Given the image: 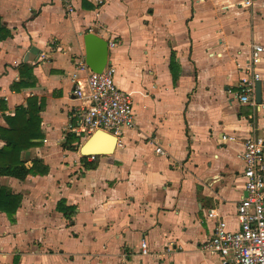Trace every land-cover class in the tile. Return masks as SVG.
I'll use <instances>...</instances> for the list:
<instances>
[{
    "label": "crops",
    "instance_id": "crops-1",
    "mask_svg": "<svg viewBox=\"0 0 264 264\" xmlns=\"http://www.w3.org/2000/svg\"><path fill=\"white\" fill-rule=\"evenodd\" d=\"M240 1L69 0V10L63 0H0L11 30L0 42V124L38 97L44 136L25 158L48 166L0 176L23 196L14 221L0 211V264H221L203 248L215 224L207 211L239 228L244 139L264 137V51L261 104L235 94L252 43L264 46V0ZM80 55L96 69L113 61L137 123L94 167L80 151L88 137L70 127L82 103L70 78ZM23 63L34 84L16 90Z\"/></svg>",
    "mask_w": 264,
    "mask_h": 264
},
{
    "label": "built area",
    "instance_id": "built-area-1",
    "mask_svg": "<svg viewBox=\"0 0 264 264\" xmlns=\"http://www.w3.org/2000/svg\"><path fill=\"white\" fill-rule=\"evenodd\" d=\"M71 9L69 0H63ZM251 0H241L242 6L251 4ZM117 45L114 38H108V50ZM264 46L254 42L248 61L240 66V76L236 96L240 102L257 105L256 83L261 80L257 69L261 61ZM77 72L70 75L73 94L82 100L75 111V123L70 127L84 138L96 129H103L117 137L116 146L123 145L122 135L127 129L137 127L133 110V96L122 89L115 81L116 66L107 56L101 69L91 66L85 55L76 60ZM83 71L80 75L78 72ZM233 135H223V139L233 140ZM159 154L165 153L161 146L156 148ZM95 154H89L91 160ZM244 161L245 194L237 204L239 228L230 230L226 221L215 208L207 211V216L215 218L213 234L203 243V248L219 254L221 264H264V137L250 134L244 139L241 152ZM140 253H149L146 239L140 243ZM129 264V263H128Z\"/></svg>",
    "mask_w": 264,
    "mask_h": 264
},
{
    "label": "trees",
    "instance_id": "trees-1",
    "mask_svg": "<svg viewBox=\"0 0 264 264\" xmlns=\"http://www.w3.org/2000/svg\"><path fill=\"white\" fill-rule=\"evenodd\" d=\"M11 36V30L0 19V42ZM176 57L174 53L170 59V70L173 79L177 78L175 72ZM32 66L23 63L20 68V79L13 82L12 87L20 90L34 84ZM42 104L38 97L30 96L25 105H18L14 113L5 114L6 125L0 124V176L8 175L24 179L28 174H44L48 166L34 158L31 166H27L28 159L25 153L40 143L44 133L41 129L40 109ZM88 162L90 167L96 166V159ZM22 194L14 192L7 185H0V211L5 212L11 221L15 220V213L22 202ZM62 209V203L58 204ZM65 209V207H64Z\"/></svg>",
    "mask_w": 264,
    "mask_h": 264
},
{
    "label": "water",
    "instance_id": "water-1",
    "mask_svg": "<svg viewBox=\"0 0 264 264\" xmlns=\"http://www.w3.org/2000/svg\"><path fill=\"white\" fill-rule=\"evenodd\" d=\"M91 37V36H89ZM262 80L256 83V102L261 103ZM117 137L103 129H96L82 144L80 151L83 155L95 154H110L115 150ZM29 155V150L26 151V156Z\"/></svg>",
    "mask_w": 264,
    "mask_h": 264
},
{
    "label": "rangeland",
    "instance_id": "rangeland-1",
    "mask_svg": "<svg viewBox=\"0 0 264 264\" xmlns=\"http://www.w3.org/2000/svg\"><path fill=\"white\" fill-rule=\"evenodd\" d=\"M116 75H117V73H116ZM122 85H125V83L123 82ZM134 96H135V94H134Z\"/></svg>",
    "mask_w": 264,
    "mask_h": 264
}]
</instances>
